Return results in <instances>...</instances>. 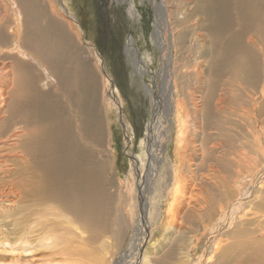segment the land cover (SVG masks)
I'll list each match as a JSON object with an SVG mask.
<instances>
[{"label":"bare ground","instance_id":"6f19581e","mask_svg":"<svg viewBox=\"0 0 264 264\" xmlns=\"http://www.w3.org/2000/svg\"><path fill=\"white\" fill-rule=\"evenodd\" d=\"M121 1L129 16L138 14L134 0ZM149 1L159 9L152 39L160 69L150 73L154 58L136 57L131 36L124 48L143 81L148 73L158 79L155 90L144 85L155 117L140 139L147 157H134L130 173L153 180L149 191L163 187L169 201L160 227L173 229L181 215L198 222L202 254L186 262L189 240L182 264L211 262L215 250L222 264H264V163L250 164L248 143L237 145L233 135L264 109V0ZM81 33L65 0H0V253L14 254L0 264H91L94 245L106 249L105 102L128 137L131 127L113 81L99 69L100 54ZM82 55L95 65L88 69ZM126 184L135 196L131 180ZM249 204L255 207L245 211ZM143 219L125 250L131 264H150V252L141 263L138 257Z\"/></svg>","mask_w":264,"mask_h":264},{"label":"rangeland","instance_id":"374dc122","mask_svg":"<svg viewBox=\"0 0 264 264\" xmlns=\"http://www.w3.org/2000/svg\"><path fill=\"white\" fill-rule=\"evenodd\" d=\"M134 1L136 2L139 15L136 14V16L131 17L127 12V3H123L121 0H65L71 13L74 15L79 28L82 30V33L80 34L81 40L83 39L82 41L88 45L89 43H94L96 50L100 54L102 66L100 67L98 64L96 65L99 66L100 71H102L106 78L108 76L113 81L114 86L116 87L115 89L118 91L121 111L125 120L131 127L130 135L128 137L124 131L125 129L121 123L117 109L112 107L110 111L107 102H105L104 109L106 113V124L108 127H105V121L103 120L102 115L100 116L103 128L101 129L103 134L102 143L103 145H106V148L103 153L99 154V157L103 159V164L107 165L110 182V229L109 234L103 239V242H107L104 245L106 249H100L97 242V244L94 245V254L90 263L94 264L93 261L95 260V264L98 262V264H100V260L102 261L100 256L104 255L106 250L107 257L104 255V258L106 259L105 264H131L134 259L129 252L125 253V250L127 249L128 244H130V239L134 233L133 226L137 222L139 216L141 218L144 217V224H146V230L141 234L140 239L141 246L140 254L138 255L140 263L142 257L148 252L151 253L150 255L148 254L150 264H155V261L157 260L159 262L162 261V263L165 261V264H182L184 258H181L185 253L187 255L185 259L186 262L191 263L201 256L204 247L203 240L198 241V238L200 239L201 235L195 232V230L199 231L200 229L197 225L198 222H196V219H189L187 216V219L185 217L184 219V215H181V221L179 222L178 220L173 229L170 230L169 228H164L166 225L160 227L162 221H167L165 215L168 207L167 202L169 201L161 196L163 187L160 190L152 189L149 191L150 186L153 184V180L152 182H144V180L141 181L139 179L140 173H130L131 160L134 157L137 159L140 156L147 157L148 148L140 143V139H142L146 127L150 125L155 117L150 106L149 97L144 94V85L146 84L150 90L154 89V83L155 81L157 82L158 79L156 78L154 81L151 74H155L161 67L160 50L157 43H154L152 39V33L155 29L154 23L156 22V14H159V9L154 10L149 0ZM48 5L49 2L46 1L47 8ZM130 36L134 39L135 52L137 53L136 57L139 56L140 58H146L149 56L154 58L153 64H150L149 66L151 74H145L144 81L143 78L141 79L132 67L127 64H130L132 58L128 59L126 57L124 54V48ZM10 45L11 43L9 42L7 47H10ZM82 60L88 66V69L89 66L93 67L96 63V58H86L85 55H82ZM29 62L34 65L33 62ZM38 71L42 74L41 69H38ZM95 80L97 81V85L100 84L98 78H95ZM100 86L101 85H98L97 88L101 89ZM42 90H45L44 87ZM259 90L261 91V89ZM262 90L264 91V87ZM257 96L254 103L258 105L262 103V99L259 97V94H257ZM248 123L249 121H240V123L237 124L238 127L236 128V133H233V135L237 137V145L241 142L248 143L245 150L249 153V158H251L249 159V163L260 168L264 163V109H262L261 113L252 120L250 125H248ZM244 125L249 126V128L247 129ZM163 153H166L165 148ZM172 154L173 148L171 145L169 148L170 159H172ZM252 160L255 163H253ZM166 169L171 171L169 162ZM128 180H131L133 183L135 196H132L131 193H128L126 190V182ZM169 189L173 190V185L169 186ZM261 191L264 192V184ZM144 198L147 200L146 202ZM248 207L245 211L252 210L255 206L253 204L250 206L249 204ZM156 218L158 219L155 221ZM150 234H153V236H150L148 239ZM189 240L192 241V245L184 246V254L182 255L181 248L183 244H187ZM223 241L224 243L222 242L223 244L221 245L222 247H225L227 241L225 242V238H223ZM135 242L136 241L132 244L136 245ZM3 248L4 247L1 248L0 246V249ZM214 254L211 262L206 263L222 264L219 252L215 250ZM11 256H14V254L0 253V258L8 261H6V263H9ZM5 257L7 259H5ZM119 258H122L123 261L120 262ZM24 261L25 259L22 258L21 262L24 263ZM229 263L235 264L236 262L232 261Z\"/></svg>","mask_w":264,"mask_h":264}]
</instances>
